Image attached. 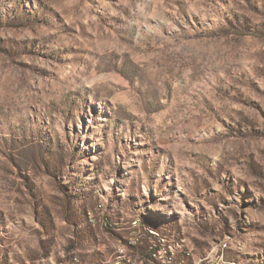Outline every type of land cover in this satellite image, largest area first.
<instances>
[{"label":"rangeland","instance_id":"1","mask_svg":"<svg viewBox=\"0 0 264 264\" xmlns=\"http://www.w3.org/2000/svg\"><path fill=\"white\" fill-rule=\"evenodd\" d=\"M0 264H264V0H0Z\"/></svg>","mask_w":264,"mask_h":264},{"label":"bare ground","instance_id":"2","mask_svg":"<svg viewBox=\"0 0 264 264\" xmlns=\"http://www.w3.org/2000/svg\"><path fill=\"white\" fill-rule=\"evenodd\" d=\"M134 222H136V221H134Z\"/></svg>","mask_w":264,"mask_h":264}]
</instances>
